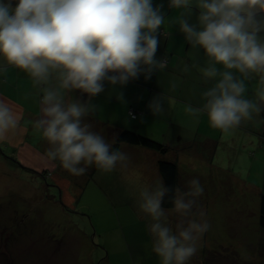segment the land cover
Here are the masks:
<instances>
[{
  "label": "clouds",
  "instance_id": "clouds-1",
  "mask_svg": "<svg viewBox=\"0 0 264 264\" xmlns=\"http://www.w3.org/2000/svg\"><path fill=\"white\" fill-rule=\"evenodd\" d=\"M167 7L180 10L178 30L190 50L202 51V79L212 82L200 93L201 105L189 104L188 112L197 121L206 116L212 129L227 133L264 111V87L256 100L244 98L245 81L254 74L264 86V0H168ZM166 19L164 4L154 0H0V76L6 78L10 67L19 69L37 89L39 116L32 127L49 145L47 161H58L75 176L92 166L104 173L128 166L130 156L114 147L115 136L106 139L86 118L97 111L93 99L106 84L115 90L165 72L168 58L156 53ZM182 70L188 72L189 65ZM116 99L125 102L122 91ZM165 104L162 93L147 107L161 117ZM21 119L0 100V142ZM169 192L172 207L166 209ZM202 194L198 178L186 190L169 188L162 178L140 188L136 205L149 220L151 251L160 264H190L197 255L211 227L198 202Z\"/></svg>",
  "mask_w": 264,
  "mask_h": 264
},
{
  "label": "rangeland",
  "instance_id": "rangeland-1",
  "mask_svg": "<svg viewBox=\"0 0 264 264\" xmlns=\"http://www.w3.org/2000/svg\"><path fill=\"white\" fill-rule=\"evenodd\" d=\"M179 14L180 10L174 9L171 17ZM177 45L178 57H169L170 67L183 78L185 86L190 83L194 89L197 85L191 93H180L184 100L178 103L179 109H187L186 104L199 107L203 102L200 93L212 83L205 84L202 79V51L190 50L181 39ZM185 64L189 65L188 72L182 70ZM245 85L244 98L253 100L264 87L255 74ZM127 95L124 93V98ZM157 118L164 122L160 127L156 124L154 138L147 137L167 146L166 159L178 167L177 186L186 190L193 178L203 186L198 202L211 227L190 264H264V232L258 224L264 195V156L258 147L262 118L254 113L251 120L232 129L235 134L212 129L206 116L197 121L188 110L183 124L177 123L181 125L177 133L174 127L168 128V114ZM3 157L1 163L21 171L18 159ZM115 170L104 173L92 166L80 176L65 173L62 189L23 170L15 193L0 198V264H160L151 251L149 220L136 205L139 190L146 184L119 166ZM64 192L72 199H63ZM176 219L175 214L169 216L173 225Z\"/></svg>",
  "mask_w": 264,
  "mask_h": 264
},
{
  "label": "crops",
  "instance_id": "crops-1",
  "mask_svg": "<svg viewBox=\"0 0 264 264\" xmlns=\"http://www.w3.org/2000/svg\"><path fill=\"white\" fill-rule=\"evenodd\" d=\"M154 3H163L164 12L167 16L166 23L161 29L160 46L156 56L161 58L166 55L168 59L169 57L170 59L173 57L177 58L178 56L175 52L178 46L177 41L181 39L183 42L184 38L183 34L178 30V25L175 22L176 17H171L172 10L167 7L168 0H154ZM167 33L168 35H166ZM169 62L171 61L169 60ZM173 83L175 84L174 90H172ZM189 84L185 86L183 78L170 67V64L165 72L153 73L148 80L141 76L130 81L126 86H116L115 90L106 84L105 92L93 99V103L98 106L97 111L87 117L86 122L91 123L93 130L100 131L108 140L115 136L116 131L122 129H136L143 135L154 138L157 133L155 130L157 125L160 127L164 120L153 116L147 105L153 96L163 93L166 97V115L168 114L171 117L167 120L169 121L168 128L174 127L177 133L178 127L181 126H177V123L183 124L184 119L187 117L186 107L183 106L182 108L180 106L179 109L178 106V103L181 102L183 104L184 100L180 93H191L197 88V85L193 89ZM121 91L123 94H128L125 97V102H120L116 99V92ZM72 95L74 97L79 96V93L74 92ZM0 100L12 105L22 116L20 127L10 133L6 141L0 142V158H4L3 156L10 157L6 158L10 161L18 159L19 162L16 163L21 166V171H18L15 167L12 168L11 165L6 164L4 160H2L4 163L0 162V198L4 195L15 193V190L19 187V177L23 170L31 171L32 174L42 176L44 179L61 186V181L64 180L63 175L68 172L60 167L58 161L49 162L44 158L45 150L49 145L43 139L41 133L35 131L32 127L33 121L39 116V96H37V89L33 87L28 75L19 69L10 67L6 78L0 76ZM130 110L137 112L135 118L129 115ZM259 117L262 118V124H264V111L259 113ZM193 122H190V130L193 127ZM230 131L234 132L232 129ZM173 133L176 134L174 131ZM172 138L174 140L175 135ZM178 139L180 140V138ZM258 139L260 140L258 141V147L262 149L261 153L264 156V126L258 132ZM119 149L130 156L127 167L117 165L119 170L122 172L129 171V175L139 176L142 180L140 184L149 186H154L156 181L162 178L157 167V161L160 158L166 159V154L169 156L168 151L165 155H160L153 150L127 143H121ZM167 160L170 159L167 158ZM136 170L141 172H136ZM115 171L113 170L110 173ZM142 177L146 181L148 179V182H145ZM60 189H62V186ZM109 191L112 192V190ZM70 196V194L68 195L65 192L61 194V197L68 201L72 199Z\"/></svg>",
  "mask_w": 264,
  "mask_h": 264
},
{
  "label": "trees",
  "instance_id": "trees-1",
  "mask_svg": "<svg viewBox=\"0 0 264 264\" xmlns=\"http://www.w3.org/2000/svg\"><path fill=\"white\" fill-rule=\"evenodd\" d=\"M115 138L116 144L114 145V147L116 148H119V145L121 143H127L130 145L142 146L144 148L158 152L160 155H165L168 151L167 146L163 145L157 140L140 135L131 129H122L116 131ZM157 167L166 186H168L169 188L178 187L177 185L179 184L180 178L178 167L175 161L160 158L157 161ZM171 197L172 192H169V194L165 197L164 207L166 209H170L172 207L170 203ZM258 224L264 232V195H262L260 199L258 210Z\"/></svg>",
  "mask_w": 264,
  "mask_h": 264
},
{
  "label": "built area",
  "instance_id": "built-area-1",
  "mask_svg": "<svg viewBox=\"0 0 264 264\" xmlns=\"http://www.w3.org/2000/svg\"><path fill=\"white\" fill-rule=\"evenodd\" d=\"M129 115H130L132 118H134V117H135V113H134V111H133V110H130V111H129Z\"/></svg>",
  "mask_w": 264,
  "mask_h": 264
}]
</instances>
